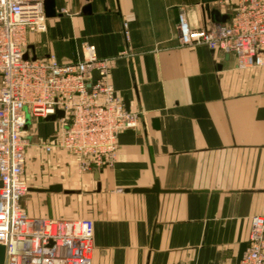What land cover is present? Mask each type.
Segmentation results:
<instances>
[{"label":"crops","instance_id":"crops-1","mask_svg":"<svg viewBox=\"0 0 264 264\" xmlns=\"http://www.w3.org/2000/svg\"><path fill=\"white\" fill-rule=\"evenodd\" d=\"M53 1L56 15L29 37L30 56L68 64L93 47L114 59L109 82L144 118L118 136L111 166L90 171L67 151H43L56 121L30 122L23 208L33 218L81 219L71 194L38 190L88 181L92 264H239L252 218H264V67L182 47L178 33L183 11L194 30L228 22L229 12L210 4L220 13L213 20L202 0ZM156 182L159 194L131 192Z\"/></svg>","mask_w":264,"mask_h":264},{"label":"built area","instance_id":"built-area-1","mask_svg":"<svg viewBox=\"0 0 264 264\" xmlns=\"http://www.w3.org/2000/svg\"><path fill=\"white\" fill-rule=\"evenodd\" d=\"M229 21L203 29L179 17L182 47L206 46L233 55L240 69L264 67V0H219ZM62 13H67L65 10ZM44 0H0V246L3 264H92L94 222L89 219L33 218L22 206L30 146L29 121L63 112L60 129L42 144L46 154L64 150L80 159V170L112 165L118 136L140 130L144 112L128 111L109 82L114 59L87 47L81 61L60 64L35 59L29 37L44 32ZM28 59H25V55ZM96 76V77H95ZM240 264H264V218L251 220Z\"/></svg>","mask_w":264,"mask_h":264},{"label":"water","instance_id":"water-1","mask_svg":"<svg viewBox=\"0 0 264 264\" xmlns=\"http://www.w3.org/2000/svg\"><path fill=\"white\" fill-rule=\"evenodd\" d=\"M219 0H202V3L207 5V12H209L210 17L214 20L216 19L217 21H220V13L215 10V9H210V4L216 3ZM223 1V0H222ZM44 8H45V15L47 18H51L54 17L56 15L55 13V7H54V1L53 0H44ZM226 17H224L225 19ZM25 59H28V55H25ZM36 58H33V60H35ZM127 103V102H126ZM126 109L128 110V104H126ZM64 117V113L63 112H57L56 115L53 116H49L45 119L46 122H54L59 118H63ZM30 124L29 121V117H28V126ZM96 179L98 178V174L95 177ZM163 190L160 189L159 183L156 182V184L150 188V189H134L131 190V192L133 193H156L159 194L161 193ZM38 192H53V193H61L64 192L65 194H72V191H67L64 190L63 187L61 185H54L51 186L48 190H38ZM247 250V244L243 245L241 247L240 253H239V257H238V263L240 264L244 253ZM5 262V248L3 246H0V264H3Z\"/></svg>","mask_w":264,"mask_h":264},{"label":"rangeland","instance_id":"rangeland-1","mask_svg":"<svg viewBox=\"0 0 264 264\" xmlns=\"http://www.w3.org/2000/svg\"><path fill=\"white\" fill-rule=\"evenodd\" d=\"M40 121V120H39ZM59 129V125L58 122L56 123V127L55 130L56 132ZM30 134L32 136L33 142L36 141H41L37 136L35 132L30 131ZM32 144V143H30ZM26 161H27V154H26ZM84 181H80L77 180L76 182L72 183L73 186H71L69 189L73 190L72 194L69 196L70 201L72 202V204L70 203V210L71 213L73 214L74 218H91V212L93 210L92 208V195H93V191H94V185L92 183V185L88 183V181H85V183L83 184ZM79 184H82L79 185ZM84 185V187H83ZM86 188V189H84ZM84 190V191H83ZM28 195V194H27ZM81 197V198H80ZM76 198H80L79 201H76ZM73 200V201H72Z\"/></svg>","mask_w":264,"mask_h":264},{"label":"bare ground","instance_id":"bare-ground-1","mask_svg":"<svg viewBox=\"0 0 264 264\" xmlns=\"http://www.w3.org/2000/svg\"><path fill=\"white\" fill-rule=\"evenodd\" d=\"M217 24H220V23H217Z\"/></svg>","mask_w":264,"mask_h":264}]
</instances>
